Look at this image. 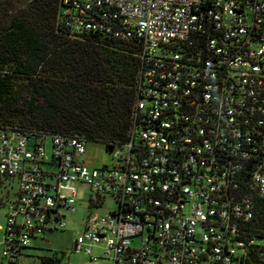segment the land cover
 I'll return each mask as SVG.
<instances>
[{
	"label": "built area",
	"instance_id": "built-area-1",
	"mask_svg": "<svg viewBox=\"0 0 264 264\" xmlns=\"http://www.w3.org/2000/svg\"><path fill=\"white\" fill-rule=\"evenodd\" d=\"M60 7L73 33L140 44L133 127L100 168L86 162L84 138L0 130V176L16 179L19 195L0 227V264H23L33 238L67 228L78 182L93 190V208L116 204L89 213L75 241L89 264H264V0Z\"/></svg>",
	"mask_w": 264,
	"mask_h": 264
},
{
	"label": "trees",
	"instance_id": "trees-1",
	"mask_svg": "<svg viewBox=\"0 0 264 264\" xmlns=\"http://www.w3.org/2000/svg\"><path fill=\"white\" fill-rule=\"evenodd\" d=\"M60 1L0 0V130L81 137L111 153L133 127L141 46L73 33L61 21ZM257 216L262 224L264 198Z\"/></svg>",
	"mask_w": 264,
	"mask_h": 264
},
{
	"label": "rangeland",
	"instance_id": "rangeland-1",
	"mask_svg": "<svg viewBox=\"0 0 264 264\" xmlns=\"http://www.w3.org/2000/svg\"><path fill=\"white\" fill-rule=\"evenodd\" d=\"M47 155L51 158L52 140L47 138ZM88 165L93 168H100L104 165H113L114 159L105 149V146L99 143H89L86 156ZM12 182V183H11ZM76 194V212L67 214L66 221L68 226L64 230L49 231L46 237L33 238L29 248L26 250L27 258L23 259V264H33L38 258H55L59 264H89L90 256L85 253V249L76 252L74 244L83 231V225L89 213L104 215L116 208L115 202L107 198L102 208L91 207V197L93 190L85 183H75ZM17 187L14 180L5 179L0 188V225L6 226L9 209V199L16 198ZM4 247V232L0 230V253ZM99 254L100 251H96ZM98 264H111L110 262L100 261Z\"/></svg>",
	"mask_w": 264,
	"mask_h": 264
},
{
	"label": "crops",
	"instance_id": "crops-1",
	"mask_svg": "<svg viewBox=\"0 0 264 264\" xmlns=\"http://www.w3.org/2000/svg\"><path fill=\"white\" fill-rule=\"evenodd\" d=\"M87 152H88V149H87ZM86 162H87V159H86ZM88 163V162H87ZM16 182L14 183L15 184V186L17 187V189H16V198L14 199V200H11V198L9 199V204L11 203V202H15L16 200H17V195H18V181L17 180H15ZM7 208H8V206H7ZM0 227H2V225H0ZM44 239V238H43ZM0 256H1V253H0Z\"/></svg>",
	"mask_w": 264,
	"mask_h": 264
},
{
	"label": "water",
	"instance_id": "water-1",
	"mask_svg": "<svg viewBox=\"0 0 264 264\" xmlns=\"http://www.w3.org/2000/svg\"><path fill=\"white\" fill-rule=\"evenodd\" d=\"M76 248V242H75V244H74V249Z\"/></svg>",
	"mask_w": 264,
	"mask_h": 264
}]
</instances>
